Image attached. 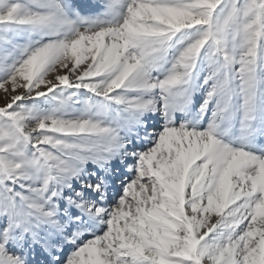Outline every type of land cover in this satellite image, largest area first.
<instances>
[{
    "label": "snow or ice",
    "instance_id": "1",
    "mask_svg": "<svg viewBox=\"0 0 264 264\" xmlns=\"http://www.w3.org/2000/svg\"><path fill=\"white\" fill-rule=\"evenodd\" d=\"M0 264H264V0H0Z\"/></svg>",
    "mask_w": 264,
    "mask_h": 264
},
{
    "label": "rangeland",
    "instance_id": "2",
    "mask_svg": "<svg viewBox=\"0 0 264 264\" xmlns=\"http://www.w3.org/2000/svg\"><path fill=\"white\" fill-rule=\"evenodd\" d=\"M0 96H2V93H0ZM3 103V100L2 99H0V104H2Z\"/></svg>",
    "mask_w": 264,
    "mask_h": 264
}]
</instances>
